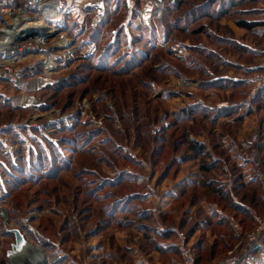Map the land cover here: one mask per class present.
Returning a JSON list of instances; mask_svg holds the SVG:
<instances>
[{
	"label": "rangeland",
	"instance_id": "obj_1",
	"mask_svg": "<svg viewBox=\"0 0 264 264\" xmlns=\"http://www.w3.org/2000/svg\"><path fill=\"white\" fill-rule=\"evenodd\" d=\"M145 1L124 2L128 43L112 55L118 61L109 70L97 62L108 42L104 25L102 37L95 38L92 31L100 20L86 21V15L88 25L68 34L75 52L52 72V85L31 91L29 78L0 80V264L23 259L22 254L12 259L11 228L21 229L32 250H40L43 264H138L140 258L185 264L179 249L183 240L194 264H225L232 250L245 246L256 216L264 219V187L257 176L258 167L264 169V99L259 98L262 88L255 94L252 83L264 73V25L248 30L236 24L241 19L264 23V0L246 1L226 18L204 20L213 37H221L218 42L194 33L202 19L192 23L185 16L204 0H184L182 9L167 15L170 2L163 0L162 19L152 26L162 25L151 33L136 27L144 25L139 14ZM232 41L252 50L239 52ZM133 51L147 56L137 54L139 65L130 69L125 62ZM217 77L246 84L205 87ZM25 96L41 106L23 107ZM196 102L211 113L239 109L216 119L209 113L212 120L199 113L182 115L187 104ZM235 115L242 116L233 121ZM186 133L210 148L214 156L210 152L207 164L219 165V171H202L206 159L190 150ZM40 149L45 163L34 161ZM255 152L260 165L251 160ZM174 157L177 163L168 168ZM123 172L129 178L118 182ZM246 175L256 183L241 186ZM207 176L212 184L194 196L191 187ZM216 185H222L221 193ZM184 186L187 193L180 201ZM129 193L138 198L112 213L110 195ZM133 208L149 217L138 218ZM130 246L139 249L140 257L131 254Z\"/></svg>",
	"mask_w": 264,
	"mask_h": 264
},
{
	"label": "built area",
	"instance_id": "obj_2",
	"mask_svg": "<svg viewBox=\"0 0 264 264\" xmlns=\"http://www.w3.org/2000/svg\"><path fill=\"white\" fill-rule=\"evenodd\" d=\"M104 7V0H26L22 3L0 0V80L17 82L29 78L27 89L31 91L52 85V72L67 63L75 52L74 41L68 36L67 27L70 24H84L86 15L101 20ZM163 9V0H146L140 12V22L152 26L155 20L162 19L160 14ZM27 23L39 25L26 27ZM14 29L18 30L17 33L9 36ZM112 34L115 35L116 30H112ZM36 58L39 60H34ZM36 65L40 66V70H35ZM252 83L256 86V94L264 87V73L253 77ZM20 102L23 107L41 106L33 96H25ZM224 106L228 105H221ZM254 155L251 160L260 165L257 153ZM257 171L264 187V169L260 166ZM256 220L255 230L245 246L240 251L237 250L238 246L232 250L225 264H245L248 261L264 264V219L256 216ZM183 243L184 240L179 249L185 264H194L193 254Z\"/></svg>",
	"mask_w": 264,
	"mask_h": 264
},
{
	"label": "trees",
	"instance_id": "obj_3",
	"mask_svg": "<svg viewBox=\"0 0 264 264\" xmlns=\"http://www.w3.org/2000/svg\"><path fill=\"white\" fill-rule=\"evenodd\" d=\"M26 0H16L17 3H22L25 2ZM124 0H106V4L104 7V13H103V17L101 18L100 22H99V27L97 26L96 28L93 29L91 28V31L94 33L95 38H101V26L104 25V40L107 41V45H105L104 47V51L97 57V62H98V66L100 69L102 70H109L111 68V65H114L116 63V61H118V59H113L114 56L112 57V55L118 54L117 52L119 51V48L121 47V45H123L124 43H128V39H127V32L125 31V28L123 27V21L126 19L128 11H129V7H125L126 6V0L125 2V6H124ZM246 1H250V0H204L202 1L203 3L201 4H197L194 5V7H192L191 9H189L188 11L185 12V16H188L189 21L193 23L197 22L199 19H202L203 24L199 27H197L196 29H194V33L195 34H206L210 39L218 42L221 40V37L219 35H216L215 37H213L212 31H210L208 29V25H206V19L212 20L215 19L218 20L217 18H226L228 15H231L232 13L236 12L235 9L236 8H241V6L243 5V3H245ZM169 4L166 6V12L165 14L167 15V13L169 14H173V11L177 10V9H182L184 6V0H169ZM215 5L217 7H215ZM210 6V7H209ZM214 6V7H213ZM132 17H137V19L139 18V16L137 15L138 13L135 10H132ZM139 12V10H138ZM126 13V14H125ZM140 15V14H139ZM261 16H264V9L261 11ZM91 20V17L88 15L87 16V20H89V18ZM133 18L134 20L136 19ZM215 17V18H214ZM191 19V20H190ZM85 21V22H86ZM86 26L88 25L87 23H84ZM236 24L244 29H248V30H253L255 27L257 26H263L264 23L257 21V20H246V19H241V20H237ZM142 25V24H141ZM162 25L161 22H156L153 26H136L139 27V29L142 31L141 28H143L144 33L148 32L151 33L152 31L155 30V26ZM82 25H78V24H70L67 29L69 31L70 34L72 35H76L74 34L75 32H78L81 28ZM91 27V25L89 26ZM141 27V28H140ZM175 29V28H174ZM173 29V30H174ZM112 30H116V34L113 35L112 34ZM179 30V29H178ZM108 34V35H106ZM114 36V38H113ZM108 38V39H107ZM166 38V36H165ZM235 49H238L239 52H243V53H247L250 52L252 49L246 47L245 45L242 44H238L236 41H232ZM151 47V46H150ZM195 53H200V54H206L205 51H202L203 49H200L198 47H194L193 48ZM250 50V51H249ZM209 54H211L208 51ZM138 55L139 58H142V56H147V52L145 51H141L139 53H134L131 52L129 55V57L127 58L128 60L125 62L126 66H129L130 69L132 67H134L135 65H139V61H138ZM207 55V54H206ZM213 55V54H211ZM209 56V55H208ZM214 56V55H213ZM210 57V56H209ZM126 58V57H125ZM191 62V61H190ZM188 63V62H187ZM198 66L197 69L201 68L200 65H196ZM130 69H123L125 72H128ZM208 84H206L205 87H210V86H217V87H234V86H245L246 81L245 80H236V81H232V80H228V79H223V78H219L217 77L216 79H214L213 81H206ZM59 82L56 83L55 86L53 87H58L59 86ZM51 88V87H50ZM259 98H263L264 99V88H262L259 91ZM202 104L199 102L196 103H192V105L187 104L181 112L182 115H185L186 118H191V116H193L194 113H199L204 115L205 117H209V113L212 114V116H214V119H216L219 116H231L233 115L235 112H238L239 108H227V109H222V110H218L215 111L213 113H211L208 109H206L205 107L201 106ZM245 115L249 114L248 112L243 113ZM240 116H232V120L235 121L237 120ZM211 118V117H209ZM212 120V118H211ZM187 135H189L188 133H186L185 135L183 134V137H185V141L187 142V144L189 145L190 150H193L194 152H196V156H204V158L206 159V162L204 163V165L202 166V171L205 174H211L212 172H216L219 171V165L217 166H210V164H207L208 159L211 158V153L214 156V153L210 150V148L202 142L196 141L194 139H190L189 137L187 138ZM220 140V139H219ZM168 141V140H167ZM173 142H177L176 138L172 139ZM221 143L223 144V141H221ZM164 148V147H163ZM118 149V148H117ZM41 151L36 153L35 157H34V161L37 162L38 160L41 161L42 163L46 162V158H44V150L40 149ZM119 152H121V150H119ZM211 152V153H210ZM123 154V153H122ZM177 155H180V157L182 158V160H184V156L181 155V153L179 154L178 152H176ZM46 155V154H45ZM124 157H128L127 155L123 154ZM156 157V156H155ZM158 158V157H157ZM156 158V159H157ZM178 159L177 157H174L173 161L168 165V168H170L172 166L173 163H177ZM220 164V162H219ZM40 164L37 163V168L39 170L42 169V166H39ZM233 165L235 166V163H233ZM32 169L33 166L29 167V169ZM235 167H233V169H235ZM28 170V169H27ZM241 176V175H240ZM129 178L127 176V174L125 172L120 173V175L117 177L118 182L121 181L123 178ZM208 177V176H207ZM241 178V177H239ZM212 178L208 177L206 179V181H202L201 184L198 185H194L191 188V191H193L192 193L194 194V196H196L197 194H200L201 191H204V189H207V187H209L212 183H210V180ZM243 178H241L240 180H242ZM238 180V179H235ZM112 183V181H107ZM241 182V186H247L248 184H252V183H256L253 181H240ZM260 182V181H259ZM223 187L225 186L224 184H222ZM222 185H216V187L218 189H215L216 192L221 193V189L220 186ZM185 187V186H184ZM183 187V188H184ZM215 187V188H216ZM203 188V189H202ZM182 194L180 196V200L183 199V197L185 196V194L187 193L186 187L185 189H183ZM111 197L114 198V200L112 202H110L111 204V212L113 213L114 211H116L118 206H121L123 204V202H129L133 199H137L138 196L135 195L134 193L131 194H124V195H110ZM123 196V197H121ZM117 197H120L121 199H117ZM141 197V196H140ZM109 204V205H110ZM238 204V203H237ZM108 206V205H107ZM233 206H235L237 209L240 206L243 205H235L233 203ZM113 208V209H112ZM125 209V208H123ZM134 209V208H133ZM248 209V208H247ZM128 210V209H125ZM131 213H135L134 215L137 216L138 218H143V219H147L149 217V212L147 213H141L142 215H140V210L139 209H134L133 211H130ZM11 235L14 236V234L11 233ZM161 249V248H160Z\"/></svg>",
	"mask_w": 264,
	"mask_h": 264
},
{
	"label": "bare ground",
	"instance_id": "obj_4",
	"mask_svg": "<svg viewBox=\"0 0 264 264\" xmlns=\"http://www.w3.org/2000/svg\"><path fill=\"white\" fill-rule=\"evenodd\" d=\"M33 25H39V23H27L25 26L30 27ZM17 29L12 30L10 35H13L14 33H17ZM34 246L28 245L25 253H11L12 259H15L17 256L21 255V258L23 257L22 260L16 261L14 264H43L45 261V257L40 253V250H32ZM16 252V251H14Z\"/></svg>",
	"mask_w": 264,
	"mask_h": 264
},
{
	"label": "water",
	"instance_id": "obj_5",
	"mask_svg": "<svg viewBox=\"0 0 264 264\" xmlns=\"http://www.w3.org/2000/svg\"><path fill=\"white\" fill-rule=\"evenodd\" d=\"M10 233L14 234V237H15V242L12 244V253H14V251L16 252H25L28 245H31L24 233L21 231V229L19 228H11L9 230Z\"/></svg>",
	"mask_w": 264,
	"mask_h": 264
},
{
	"label": "crops",
	"instance_id": "obj_6",
	"mask_svg": "<svg viewBox=\"0 0 264 264\" xmlns=\"http://www.w3.org/2000/svg\"><path fill=\"white\" fill-rule=\"evenodd\" d=\"M246 177L248 178V179H246V182L248 181V180H250L252 177H250V176H247L246 175ZM252 180V179H251ZM169 195L172 197V195H176V193H175V191L173 190V191H171V192H169ZM168 195V196H169ZM164 202H166L165 200H163ZM129 248V250L131 251V254L132 255H134V257H140V251H139V249L138 248H135V247H133V246H130V247H128ZM139 253V254H138ZM136 262L139 264L140 262L142 263H145V264H152L150 261H147V260H145V261H141V258L139 259V260H136ZM245 264H252L251 262H246Z\"/></svg>",
	"mask_w": 264,
	"mask_h": 264
}]
</instances>
